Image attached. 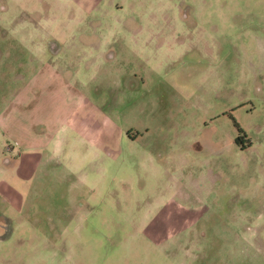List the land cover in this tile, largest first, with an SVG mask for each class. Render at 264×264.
Returning <instances> with one entry per match:
<instances>
[{
  "label": "rangeland",
  "instance_id": "obj_1",
  "mask_svg": "<svg viewBox=\"0 0 264 264\" xmlns=\"http://www.w3.org/2000/svg\"><path fill=\"white\" fill-rule=\"evenodd\" d=\"M81 2L0 0V264H264V0Z\"/></svg>",
  "mask_w": 264,
  "mask_h": 264
},
{
  "label": "crops",
  "instance_id": "obj_2",
  "mask_svg": "<svg viewBox=\"0 0 264 264\" xmlns=\"http://www.w3.org/2000/svg\"><path fill=\"white\" fill-rule=\"evenodd\" d=\"M5 1V3L7 4L8 2H9V0H4ZM88 1H92L91 2V6L93 5V6H96V5H99L100 3H102V1L103 0H88ZM75 2H77L78 4V6H81V7H83V3L81 2V0H64V4L63 5H67V6H74V3ZM90 2H89V5L88 6H90ZM47 5H51V4H47Z\"/></svg>",
  "mask_w": 264,
  "mask_h": 264
}]
</instances>
